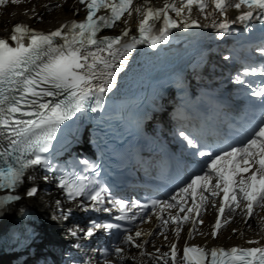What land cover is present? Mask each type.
Instances as JSON below:
<instances>
[{
	"label": "snow or ice",
	"instance_id": "6c2138e0",
	"mask_svg": "<svg viewBox=\"0 0 264 264\" xmlns=\"http://www.w3.org/2000/svg\"><path fill=\"white\" fill-rule=\"evenodd\" d=\"M28 2L30 0H0V5ZM77 2L86 6V19L83 21H71L47 33L18 23L13 26L10 37L0 38V192H7L0 195V215L21 200L17 190L25 183V179H35L29 175L30 170L42 169L45 180L49 179L48 174L56 176L58 186L68 200L84 198L89 201L90 209L85 208V211L112 215L115 210L119 213L114 216L116 221L132 223L137 216L136 213L129 216L128 210L151 207L152 215L165 229L169 223L176 226L174 231L177 240L182 224L190 221L189 214L194 213L199 217L201 210L208 206L217 211L210 233L213 238L229 223L227 216L237 214L238 209L239 214L246 219L256 216L255 208L264 209V36L256 45L262 58L261 63L255 66L246 64L233 78L235 84L247 89L245 96L256 98V102H249L255 118L247 121L246 126L240 130L243 139L238 144L220 148L219 144H210L195 132L186 133L178 129V137L193 150L191 154L207 159L201 173L194 174L170 198L153 199L150 205L135 202L128 204L124 200L113 199L108 195L107 188L94 178L69 179L66 174H60L61 170L53 163L54 155L50 149L53 148L52 142L57 138L60 126L68 127L66 121H71L85 109L97 112L103 107V95L115 86L114 77L118 71L123 70L124 63L137 45L147 43L155 49L159 44L168 42L173 29L201 27L193 19L194 8L205 19L213 18L210 27L215 29L221 39L230 32L234 23L227 19L230 8L240 13L236 19L245 24V31L250 32L252 29L247 23L253 19L264 25V0H179L178 4L165 0L161 8L151 7L150 0H143L142 3L139 0ZM44 7L51 10L48 5ZM30 11L35 14V8ZM101 12L104 14L97 15ZM170 12L180 18L179 22ZM217 14L224 17L219 23L215 19ZM134 16L138 17V37L130 36L129 24ZM118 22L124 24L121 35H99L103 29L118 26ZM104 53L113 58L120 54L119 70L105 59ZM224 59L228 60L229 57L225 56ZM249 76L261 79L259 82L245 79ZM101 78L103 83L95 85L94 81ZM90 97L95 98L94 106L89 104ZM213 149L218 151L214 152ZM46 153L48 156L44 155ZM75 163L83 165L85 171L94 175L98 173V166L87 160ZM37 194L38 188L35 186L26 189L28 197ZM188 198L191 199V206L186 208ZM56 203L59 205L60 201ZM106 204L112 207H106ZM166 209L177 211L175 214L169 213L165 218L160 213ZM180 213H185L182 218ZM221 217H225L223 224ZM199 222L203 223L202 219ZM196 223L195 219L191 220L193 230L188 232L189 239L193 238ZM97 229L110 234L113 230L118 233L122 231L124 235L120 243L141 249L140 256H150L155 264H264V246L206 250L185 244L182 256L178 259L176 243H172L169 251L160 255L152 256L143 251L149 241H137L145 236H153L152 231L137 230L133 235L131 229H121L119 223L92 221L84 236L93 237ZM160 234L165 235L164 231ZM70 235L77 237V231L70 230ZM248 243L259 245L260 241L250 240ZM75 247L79 248L80 245ZM156 252H160L159 248ZM124 253L125 249L120 244L112 245V253L104 249L103 264H113L109 258L112 254L123 264ZM132 259L135 260V257ZM83 264L90 262L84 261Z\"/></svg>",
	"mask_w": 264,
	"mask_h": 264
},
{
	"label": "bare ground",
	"instance_id": "6f19581e",
	"mask_svg": "<svg viewBox=\"0 0 264 264\" xmlns=\"http://www.w3.org/2000/svg\"><path fill=\"white\" fill-rule=\"evenodd\" d=\"M48 0H30L28 3H20L18 5L9 4L7 6L0 5V32L4 31L7 26L8 22L14 20L15 18H26L28 20H35L36 16H42V21L39 23L40 26L43 27H53L55 25H59L63 20L68 19L73 14V10L71 7L75 4L73 0H58V3L61 1L59 5L60 7L56 6H49L51 10H48V8H45L44 5ZM32 8H35V14H33L30 10ZM54 10V11H53ZM28 13L27 15L25 13ZM182 46V43H178L176 41H168L167 43H161L159 44L155 49L149 47L145 49L142 52L130 54L128 56L127 61L123 65V70L118 71L117 77L122 76L123 79L126 77H130V82L132 78L134 79V82H131L127 85H124L122 88L124 90L132 88L136 82L145 83L146 81L152 79L157 74L161 73L166 67L170 66L172 62H170L171 54L173 49L179 48ZM105 59H107L110 63H112L116 70L120 69V60L121 56L120 54H116L115 58L109 57L107 53L103 54ZM102 67V66H101ZM117 80V78H116ZM118 81V80H117ZM115 90H120V86L115 85ZM60 191H54L51 196L47 195H40L33 198H25L23 195H21V200L18 201V205L24 207V206H33L37 209H39L40 213H47V209L45 208V202L52 203L56 201L55 197L56 195H59ZM59 207V205L55 206ZM209 207L203 210L201 213L200 219L203 221V226L199 230H201V233H204L202 237L197 241L200 243L209 242H221L220 239H224V237H220L217 239H210L209 235L206 234V230L208 229V226L210 224L212 213L211 210L209 212ZM6 215H3V218H5ZM237 218L239 220V216L237 215ZM52 219L55 221H58L60 224L63 222L60 220L58 216L54 215L52 216ZM243 219V218H242ZM241 219V220H242ZM2 220V216H0V221ZM155 220V219H154ZM146 221V220H145ZM140 226H138V229L145 232L146 229L150 228L153 220L147 221ZM72 224V222H69V224ZM243 224V223H241ZM1 226V224H0ZM65 226V224H64ZM67 227V226H66ZM65 227V228H66ZM246 227L250 229V233L252 234L249 237H256V233L258 232V222L256 224L255 221L252 219L247 223ZM159 230L164 231V234L167 236V239H165V235H162L164 239H162L161 244L164 246L167 242H170L173 240V237L175 236L173 234V229L170 226H167V229L163 227H157ZM209 232V231H208ZM154 236V235H153ZM150 237L149 241L152 239ZM181 236V235H180ZM248 237V238H249ZM241 241V238H238L237 235H232L230 237V242L233 241ZM242 242V241H241ZM128 252L133 253L134 249L131 247H128ZM141 258V257H138ZM150 258L145 257L143 262H149ZM129 261V260H127ZM147 264H153L147 263Z\"/></svg>",
	"mask_w": 264,
	"mask_h": 264
},
{
	"label": "rangeland",
	"instance_id": "374dc122",
	"mask_svg": "<svg viewBox=\"0 0 264 264\" xmlns=\"http://www.w3.org/2000/svg\"><path fill=\"white\" fill-rule=\"evenodd\" d=\"M247 229H245V231H246ZM244 232V231H243ZM156 239H153V240H151V243H150V245L149 246H152L154 243V241H155ZM156 242V241H155Z\"/></svg>",
	"mask_w": 264,
	"mask_h": 264
}]
</instances>
